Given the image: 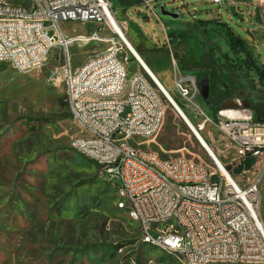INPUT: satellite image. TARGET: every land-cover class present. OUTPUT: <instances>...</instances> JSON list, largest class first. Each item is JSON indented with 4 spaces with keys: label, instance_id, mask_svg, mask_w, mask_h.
I'll return each mask as SVG.
<instances>
[{
    "label": "rangeland",
    "instance_id": "rangeland-1",
    "mask_svg": "<svg viewBox=\"0 0 264 264\" xmlns=\"http://www.w3.org/2000/svg\"><path fill=\"white\" fill-rule=\"evenodd\" d=\"M109 1L124 32L137 33L140 54L161 81L165 77L169 86L162 83L176 104L223 167H230L225 170L244 183L241 173L234 171L238 163L234 149L212 122L228 99L249 101L255 114L264 111V84L253 70L244 76L243 54L231 50L224 23L214 13L243 39L248 34V47L258 66L264 63V29L245 31L253 27L248 23V8L229 0L220 4L151 0L157 18L147 10V0ZM160 7L177 18L162 15ZM253 17L259 21L264 15L257 8ZM207 19L205 26L197 22ZM97 26L58 22L66 35L88 34ZM103 30L99 44L88 41L69 47L73 66L102 54L106 45L102 39L111 33L108 27ZM53 33L50 29L49 34ZM62 71L63 53L58 49L38 69L22 72L0 63V264H182L176 255L141 242L137 223L127 209L117 206L120 181H109L103 168L71 148L70 139L80 133V126L68 106ZM134 72L145 74L131 57L128 74ZM185 75L196 81L191 100L181 98L170 86ZM157 92L164 102L160 128L137 142L165 159L185 158L217 171ZM206 118L211 121L202 124ZM254 166L262 169L264 165L255 162Z\"/></svg>",
    "mask_w": 264,
    "mask_h": 264
},
{
    "label": "built area",
    "instance_id": "built-area-1",
    "mask_svg": "<svg viewBox=\"0 0 264 264\" xmlns=\"http://www.w3.org/2000/svg\"><path fill=\"white\" fill-rule=\"evenodd\" d=\"M1 1H8V8H1ZM150 1L144 4L157 18ZM34 2L35 13L26 14L27 1L0 0V63L25 72L42 67L54 49L62 51L66 99L80 126V133L70 139L71 148L95 161L109 181H120L117 188L130 195L126 209L138 225L140 239L165 246L185 264L222 263V259H230V264H264V231L258 214L261 169L253 165L241 170L244 183L231 175L234 183L222 168L204 171L189 159L173 161L143 148L137 140L158 132L164 102L155 99L157 89L145 74H128L131 57L109 27L111 15L115 17L112 2ZM60 21L94 22L101 33L110 29L103 58L87 71L71 64L69 47L88 41L99 44L100 35L94 30L66 35L58 27ZM43 44H52L48 57H41ZM117 77H124L125 85H117ZM97 86H104V94H97ZM173 87L185 100H191L197 88L189 75L176 78ZM217 115L212 124L237 160L250 155L254 164L264 165V122L233 106ZM210 121L206 118L202 124ZM164 216H171V223H164ZM172 220H180V229H173Z\"/></svg>",
    "mask_w": 264,
    "mask_h": 264
},
{
    "label": "bare ground",
    "instance_id": "bare-ground-1",
    "mask_svg": "<svg viewBox=\"0 0 264 264\" xmlns=\"http://www.w3.org/2000/svg\"><path fill=\"white\" fill-rule=\"evenodd\" d=\"M26 1V0H25ZM28 6L26 7V14H34L36 10V3L34 0H28L27 1ZM1 8H8V1H1ZM109 27L110 29L119 37L122 39V43L124 47L126 48L127 52L130 54L131 57H134L136 62L139 64L141 69L144 71V73L147 75V77L151 80L153 85L158 89V91L161 92V94L167 99V101L170 103L171 107L174 109V111L177 113V115L180 117L184 125L187 127V129L190 131V133L194 136V138L198 141L199 145L203 148V150L207 153V155L211 158V160L216 164L217 167L222 168L224 170V173L227 175L229 179H231L234 183H236L235 179L229 174L227 170L223 167L215 153L213 152L212 148L209 146V144L206 142V140L202 137L198 129L194 126L192 121L186 116V114L183 112V110L176 104L172 96L170 95L169 90L164 86L162 81L156 76L154 71L149 67L147 62L140 56V54L136 51V49L133 47L129 39L127 38L126 34L124 33L123 29L115 19L111 15L110 18ZM101 34V28L94 29V35H100ZM105 36V35H104ZM100 39V37H99ZM102 41L107 42V38H103ZM52 51V44H43L41 47V57H48V54ZM103 58V52L101 55L95 56L93 58H90L86 60L83 64L79 65V71H87V68H90L91 66L95 65L97 61ZM17 71H21L19 68H14ZM117 85H125V78L124 77H117ZM97 94H104V86H97ZM167 95L168 98L165 96ZM173 101V104L170 102V100ZM155 99H162L161 96L157 91H155ZM226 114L229 115H235L233 111H225ZM183 114V115H182ZM183 116V117H182ZM200 127V125H199ZM208 150H205V148ZM77 153L81 154L83 157L93 161L88 155H85L79 151H76ZM215 159V161L213 160ZM173 161H183V158H176L173 159ZM95 164L96 162L93 161ZM204 171H210L206 167H204ZM119 201L117 203L118 208L126 209V207H130V195H122L119 191V188L117 189ZM129 212V209H127ZM261 223V220H259ZM164 223H171V216H164ZM172 227L173 229H180V220H172ZM261 227L264 231V227L261 223ZM142 243L161 248L167 252H169V249H167L165 246L154 244L150 239H140ZM171 253V252H169ZM176 255V254H174ZM182 264H185V260L182 258H178ZM222 263H230V259H222Z\"/></svg>",
    "mask_w": 264,
    "mask_h": 264
},
{
    "label": "crops",
    "instance_id": "crops-1",
    "mask_svg": "<svg viewBox=\"0 0 264 264\" xmlns=\"http://www.w3.org/2000/svg\"><path fill=\"white\" fill-rule=\"evenodd\" d=\"M230 4L232 3H237V4H240V3H243L247 8H248V11H249V16H250V20L248 21V23H250V25H253V27H250L248 29H244L245 31L247 30H252V29H258V28H261V29H264V17L261 18L259 21H256L254 20V17H253V13L255 11V9H259L260 12L263 13L264 15V10H263V6H264V0H229ZM229 4V5H230ZM214 18H217L219 22H222V23H225L223 22V20L221 19V17L219 16V13L215 12L214 13ZM230 17V16H229ZM122 28V27H121ZM124 31V30H123ZM127 32V33H126ZM126 35H127V38H129V41L131 42V44L133 45V47L136 49V51L140 54L142 52V50L139 48V45H138V38L137 37V33H133L131 32L130 30L129 31H126L124 32ZM248 34H246L245 36V40L247 41L248 43ZM263 51H264V48H261ZM140 56L143 58V56L140 54ZM144 59V58H143ZM260 58H259V62H260ZM262 62V61H261ZM7 64V63H6ZM148 64V63H147ZM150 67V66H149ZM153 71V70H152ZM162 81L164 82L165 85L169 86V84L167 83V81L165 80V77L162 78ZM172 89H174V87L172 85H170ZM175 90V89H174ZM240 105V106H238ZM234 107L236 108L237 110H240V109H245V111L250 114V115H253V117H255V111H253L251 109V104L249 103V101L247 100H244V99H241V98H233V99H228V100H225L223 102V108H227V107ZM237 113H235L236 115ZM79 154V153H78ZM82 156V155H81ZM83 157V156H82ZM85 158V157H84ZM91 161V160H90ZM93 162V161H92ZM118 189V188H117ZM258 191H259V196H258V199H259V204H258V214H259V217H260V220H261V223L264 227V166L263 168L261 169V173H260V178H259V181H258ZM118 198V197H117ZM119 200V199H118Z\"/></svg>",
    "mask_w": 264,
    "mask_h": 264
},
{
    "label": "trees",
    "instance_id": "trees-1",
    "mask_svg": "<svg viewBox=\"0 0 264 264\" xmlns=\"http://www.w3.org/2000/svg\"><path fill=\"white\" fill-rule=\"evenodd\" d=\"M200 25L205 26L209 20H199L197 21ZM225 34L227 37V42L229 47L234 53H242L243 58L240 59V65L244 66L245 72L244 76H247L248 71L253 70L258 79L264 84V63L261 62V65L258 66L255 63V60L252 55L251 49L248 47V43L243 39L239 34H237L231 27L224 23ZM255 118L258 121L264 122V111H258L255 114ZM234 169L235 172L240 173L241 170L250 169L254 165V159L250 155H246L243 159L236 163ZM227 170L230 169L229 166L225 167ZM230 172V171H229Z\"/></svg>",
    "mask_w": 264,
    "mask_h": 264
},
{
    "label": "water",
    "instance_id": "water-1",
    "mask_svg": "<svg viewBox=\"0 0 264 264\" xmlns=\"http://www.w3.org/2000/svg\"><path fill=\"white\" fill-rule=\"evenodd\" d=\"M160 11H161V14L162 15H166V16H169V17H171V18H177V15L176 14H174V13H172V12H170V11H165V10H163V8L162 7H160ZM167 98H168V96L167 95H165ZM169 100H170V98H169ZM170 102L173 104V101L172 100H170ZM183 115V114H182ZM183 117V116H182ZM205 148V147H204ZM205 150H207L206 148H205ZM207 152H208V150H207ZM213 160L215 161V159L213 158ZM216 162V161H215Z\"/></svg>",
    "mask_w": 264,
    "mask_h": 264
}]
</instances>
